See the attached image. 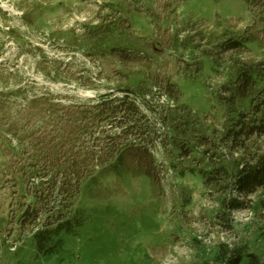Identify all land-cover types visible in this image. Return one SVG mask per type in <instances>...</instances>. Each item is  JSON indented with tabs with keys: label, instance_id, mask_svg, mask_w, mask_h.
<instances>
[{
	"label": "rangeland",
	"instance_id": "374dc122",
	"mask_svg": "<svg viewBox=\"0 0 264 264\" xmlns=\"http://www.w3.org/2000/svg\"><path fill=\"white\" fill-rule=\"evenodd\" d=\"M248 2L0 0V76L8 74L9 83L20 81L32 94L49 86L84 97L149 84L159 176L154 184L145 175L101 172L86 181L75 206L89 219L50 257L38 253L33 228L19 223L20 195L10 181H0V264H220L214 255L221 245L264 252L263 191L251 196L249 208L230 213L229 226L222 212L225 183L206 187L198 173L264 152V136L237 147L229 130L239 114L228 112L219 92L236 57L264 61L262 0L255 12ZM253 27L261 31L247 41L249 50L218 56L214 47L221 41ZM98 34L105 49L130 46L145 55L105 57L96 47ZM170 82L179 91L169 92Z\"/></svg>",
	"mask_w": 264,
	"mask_h": 264
},
{
	"label": "trees",
	"instance_id": "16d2710c",
	"mask_svg": "<svg viewBox=\"0 0 264 264\" xmlns=\"http://www.w3.org/2000/svg\"><path fill=\"white\" fill-rule=\"evenodd\" d=\"M256 2H248L250 11L255 12ZM257 13L264 18V0ZM251 29L253 33L221 41L219 48L214 47L218 56L219 51L244 53L247 41L261 31ZM97 36L96 47L105 57L114 54L129 61L145 55L130 46L105 49L98 40L102 34ZM232 63V76L219 92L226 98L228 112L239 114L236 128L229 134L243 149L251 137L264 136V61L236 57ZM175 85L170 82L168 91H179ZM0 87V181H10L16 198L20 195L15 201L20 206L18 220L33 228L31 240L40 255L60 253L64 236L76 234L88 221L89 215L75 202L83 184L97 173L145 175L154 184L159 181L153 139L150 142L154 128L149 116V84L117 86L94 97L56 92L49 86H39V93L32 94L20 81L9 83L7 74L0 76ZM187 149L189 155L191 148ZM9 150L13 157H7ZM228 162L201 168L198 173L206 187L225 183L222 212L230 226L232 211L249 208L251 196L260 189L264 196V152L232 165ZM214 260L220 264H264V252L251 251L246 244L221 245Z\"/></svg>",
	"mask_w": 264,
	"mask_h": 264
}]
</instances>
